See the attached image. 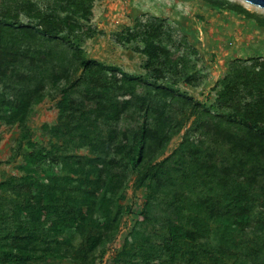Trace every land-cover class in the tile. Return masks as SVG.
Instances as JSON below:
<instances>
[{
	"label": "rangeland",
	"instance_id": "obj_1",
	"mask_svg": "<svg viewBox=\"0 0 264 264\" xmlns=\"http://www.w3.org/2000/svg\"><path fill=\"white\" fill-rule=\"evenodd\" d=\"M3 1L0 0V5ZM14 1L20 4L23 0ZM30 1L38 8L51 5L50 0ZM229 1L264 16V9L240 0ZM148 17L164 20L172 35L165 46L173 56L164 68L165 79L158 83L142 69L146 58L137 51L143 47L140 39L125 43L122 40L126 34L120 37L125 28L133 29L137 20L145 21ZM90 33L94 35L92 38L87 37ZM63 37L67 41L58 50L60 52L49 58V62L59 63L75 79L82 73L81 69L75 73L73 55L76 48L86 60L103 59L118 67L95 68L85 80L69 84L67 94L64 82H47L42 101L30 108L24 124L0 121L2 209L12 212L15 205L21 209L24 219L28 217L35 199L17 198L7 186L19 183L23 178L64 188L54 200H45L38 213L65 256L26 264H254L260 261V256L264 257V228L247 227L238 233L234 227L205 218L200 209L191 206L200 195L211 196L225 205L236 203L243 206L252 219H264V206L256 198L255 188H249L241 180H232L221 190L216 189L213 187L215 181L198 168L195 159L207 161L213 155L217 160L228 161L233 160V156L226 147H217L211 136L203 135L193 124L195 118L190 113L193 104L199 103L195 109L198 119L202 113L221 115L224 124L229 125L233 111L228 106L217 109L218 95L225 82L231 79L233 61L264 60V28L242 15L214 8L206 0H99L93 4L91 18L80 21L75 33L68 32ZM51 47L52 44L45 39H40L37 44L39 49ZM181 56L183 62L179 60ZM120 67L132 74H126ZM17 68L29 71L26 64ZM186 75L201 77L200 84L197 87L185 84ZM91 76L99 79L104 87L92 84ZM115 80L120 82L115 84ZM106 83H110L108 89ZM170 89L177 95L171 96ZM10 91L0 86L5 102L11 98ZM140 97L146 98L151 110L157 109L151 117L152 114L153 117L157 113L163 114V119L170 121L179 131L162 150H146L141 165L129 161L117 167L119 178L114 180L111 192L99 188L98 179L101 177L97 171L81 170L74 175L55 162L66 159L74 163L75 158L104 160L100 150L102 145L108 144L109 135L116 131L118 138H122L123 131L134 127L135 122L124 118L116 124L103 108L102 112H94L91 109L96 107V100L104 104L115 99ZM234 101L245 100L237 97ZM3 109H8L7 114L12 110L9 105ZM62 109L65 110L63 115ZM142 121L143 118L139 120ZM83 132H92L88 139L91 147L83 145L87 143V140L80 139ZM163 161H166L165 168L174 181L177 198L167 194L165 187H156L158 169L155 164ZM99 195L109 200L107 227L117 224L113 237L103 244L93 240L94 237L110 231L105 227L97 229L87 219L89 202ZM102 216L97 212L94 219L103 223ZM170 216L180 229H190L201 220V225L210 232L207 239L182 244L180 250L185 251L186 257L182 262L171 261L163 250L165 239L173 232L172 226L165 225ZM70 222L71 226H66ZM213 234L224 235L228 242H237L234 246L236 258L214 253L217 243ZM0 264H10L3 261L1 253Z\"/></svg>",
	"mask_w": 264,
	"mask_h": 264
},
{
	"label": "trees",
	"instance_id": "obj_2",
	"mask_svg": "<svg viewBox=\"0 0 264 264\" xmlns=\"http://www.w3.org/2000/svg\"><path fill=\"white\" fill-rule=\"evenodd\" d=\"M96 1L99 0H50L51 5L47 8H38L30 0H23L20 4L14 0L2 2L0 5V86H4L6 91L11 90V98L5 102V96L0 94V121L24 124L30 108L42 101L47 82L52 84L64 82L66 85L64 92L67 94L69 84L72 82L85 80L89 77V72H93L95 68L104 70V65L82 58L77 48L73 55L75 73L80 69L82 73L76 79L59 63L49 62V58L56 52H60L58 50L67 41L63 36L68 32L75 33L76 28L80 26V21L91 18L93 4ZM206 1L214 8L242 15L245 19L253 20L259 27L264 28L262 15L251 13L229 0ZM139 29L140 31H137ZM123 34H126V38L122 40L125 43L140 39L143 47L137 51L146 58L142 65L146 74L155 83L164 80V68L173 56L165 46L166 41H171L172 35L170 27L164 20L156 17H148L145 21L137 20L134 28H125L120 33V37ZM93 36V33H90L87 37ZM40 39L47 40L52 47L45 50L37 48ZM182 40L186 42L184 37ZM192 51L194 55H197L196 50L192 49ZM179 60L183 62L184 57H179ZM22 64L28 66V72L18 70L17 67ZM232 64L231 79L225 82L217 98V109L222 110L228 106L233 111L230 114L229 125L224 124L221 115L202 113L198 119L195 109L200 105L199 103L193 104L190 116H194L193 124L203 135L211 136L217 147L228 149L233 160L226 161L223 158L217 160L212 155V158L207 161L198 162V159H195L194 162L197 161L198 168L203 170L205 176L215 181L214 188L221 190L230 181L241 180L249 188L256 189V198L261 201V206H264V60L250 58L235 60ZM95 78L91 76L90 82L104 87V84ZM131 80L135 81L136 78ZM119 82L114 81L115 84ZM183 82L197 87L201 77L186 75ZM108 85L110 83L105 84L107 89ZM168 93L171 96L177 95L171 89ZM237 97L245 101H234ZM188 100L192 101L191 98ZM96 102V107H89L94 112H102L103 108L107 111V117H111L116 124L121 123L124 118H129L135 122L134 127L124 130L122 138H118L116 131L109 135L108 144L102 145L100 150L104 160L98 159L96 162L90 158H75L74 163H69L66 159L55 162L74 175L81 170L97 171L98 176L101 177L98 179L100 180L99 188L111 192L114 180L119 178L117 167L129 161H135L141 165L146 150L152 148L162 150L179 129L175 128L170 121L163 119V114L157 113L155 117L152 114L151 117V113L156 112L157 109L152 111L144 97L115 99L104 104L98 100ZM5 105L12 108L8 114V109H3ZM61 112L63 115L65 110L62 109ZM142 118L143 121L140 123L139 120ZM91 137L92 132H83L80 139L87 140V143L84 142L83 145L91 147V143L88 142ZM165 162L155 164L158 169L155 174L156 187H165L167 194L176 197L178 193L173 190L172 182L174 181L171 180L170 171L165 168ZM101 165L102 167L98 169ZM70 184L74 183L70 182ZM7 186L9 192L14 193L17 198L33 197L36 203L29 210L26 219L23 218L19 207L13 205V211L9 212L2 209L0 203V253L3 261L10 264H26L48 257L65 256L58 249L56 238L50 229L46 228V223L43 218L41 220L38 213V210L43 208L45 200H54L64 188L44 181L35 182L29 178H23L21 182ZM191 206L200 209L205 218L234 227L238 233L243 232L247 227L257 230L264 228L263 218L252 219L247 215V210L236 203L225 205L215 201L211 196L200 195L191 203ZM108 207L109 200L105 196L99 195L89 202L90 212L87 219L91 225L99 230L105 227L106 231H110L103 233L100 237H94L93 240L100 241L102 244L103 241H110L114 234L113 230L117 227L116 223L113 227H107L110 220ZM168 207L170 209L171 205ZM97 212L103 215L105 222L101 223L100 220L94 219V214ZM262 215L264 217V213ZM200 221L195 222L190 229H180L172 221L171 216L166 220L165 225L172 226L173 232L171 237L165 239L163 250L171 261L186 260L185 251L180 250L182 244L188 242L194 244L210 237V232L206 231V226L201 225ZM66 226H71V222ZM213 240L217 243L214 249L215 254L226 255L229 258L235 257L234 246L237 242H228L224 235L214 234ZM254 264H264V257L260 256V261Z\"/></svg>",
	"mask_w": 264,
	"mask_h": 264
},
{
	"label": "water",
	"instance_id": "obj_3",
	"mask_svg": "<svg viewBox=\"0 0 264 264\" xmlns=\"http://www.w3.org/2000/svg\"><path fill=\"white\" fill-rule=\"evenodd\" d=\"M248 5H252L254 7L264 9V0H240Z\"/></svg>",
	"mask_w": 264,
	"mask_h": 264
},
{
	"label": "crops",
	"instance_id": "obj_4",
	"mask_svg": "<svg viewBox=\"0 0 264 264\" xmlns=\"http://www.w3.org/2000/svg\"><path fill=\"white\" fill-rule=\"evenodd\" d=\"M93 39H95V37H94ZM93 60L96 61V62H98V63H100V64H102V65H104V66H106V67H114V68L118 67V66H116V65H113V64L107 63L106 60H103V59H93ZM120 68H121V67H120ZM121 69H122V68H121ZM122 70H123V69H122ZM123 72H125V73H127V74H132V73H129V72L125 71V70H123ZM137 75H140V74H136V76H137Z\"/></svg>",
	"mask_w": 264,
	"mask_h": 264
}]
</instances>
